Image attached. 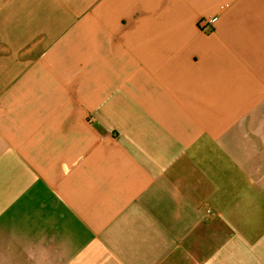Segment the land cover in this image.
Listing matches in <instances>:
<instances>
[{"label":"crops","instance_id":"crops-1","mask_svg":"<svg viewBox=\"0 0 264 264\" xmlns=\"http://www.w3.org/2000/svg\"><path fill=\"white\" fill-rule=\"evenodd\" d=\"M11 1L0 264H264V0Z\"/></svg>","mask_w":264,"mask_h":264},{"label":"rangeland","instance_id":"rangeland-1","mask_svg":"<svg viewBox=\"0 0 264 264\" xmlns=\"http://www.w3.org/2000/svg\"><path fill=\"white\" fill-rule=\"evenodd\" d=\"M11 0H10V5H11ZM21 4H24L25 7L27 8V10H33V6L34 8L36 9V0H22L21 1ZM30 8V9H29ZM11 15V13H10ZM33 15H35V19L33 17ZM25 22H26V36L28 35H32V32L34 31V29L32 28V26H36V12L34 14H28V12H26L25 14ZM30 32V33H28ZM28 33V34H27ZM26 51L27 52H34L36 50H34V46L33 45H29V46H26Z\"/></svg>","mask_w":264,"mask_h":264}]
</instances>
